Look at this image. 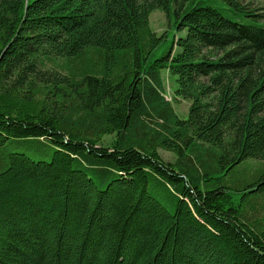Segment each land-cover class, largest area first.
Returning a JSON list of instances; mask_svg holds the SVG:
<instances>
[{
    "label": "trees",
    "instance_id": "obj_1",
    "mask_svg": "<svg viewBox=\"0 0 264 264\" xmlns=\"http://www.w3.org/2000/svg\"><path fill=\"white\" fill-rule=\"evenodd\" d=\"M260 2L0 0V264H264Z\"/></svg>",
    "mask_w": 264,
    "mask_h": 264
},
{
    "label": "rangeland",
    "instance_id": "obj_2",
    "mask_svg": "<svg viewBox=\"0 0 264 264\" xmlns=\"http://www.w3.org/2000/svg\"><path fill=\"white\" fill-rule=\"evenodd\" d=\"M256 4H257L256 7H260L264 3L260 2ZM150 28L153 32L157 33L159 36L167 33L169 35V41L171 40L173 35L176 34L174 32L173 27L169 26L168 19L165 13L160 12V11H155L154 13L151 14ZM177 37H179L178 34H176V38ZM169 41L167 42L165 47L159 51L156 57L160 56L162 53L167 52L169 50V47H170ZM162 78H163V84L165 87L166 97L168 101L171 102V104L173 105V108L176 114H178L180 118L186 119L188 115V110L190 108V104L187 101L183 100L182 98L175 97L176 81L174 77L170 76L168 72H163ZM109 140L110 139L106 140L107 146L109 145ZM43 151H44L43 155L40 153H36V156L40 157V160H43L45 162H50L51 157L54 153L53 150L50 147H44ZM28 153H31V152L28 151ZM160 155L166 162L174 163L176 161V157L172 153H168V152H164L160 150ZM260 169H261L260 161H256L252 159L247 160L242 165L238 166L237 168L232 170V172L227 173L226 176L223 177L222 179L223 185L229 188L228 191L230 193L236 194L238 186H240L238 183H242V184L252 183L261 174L262 170L260 171ZM224 172L225 170H223L222 173ZM235 199L236 197L233 198L232 203L236 202ZM254 204L256 205V209L260 211V213L264 214V198H260ZM262 208H263V211H262Z\"/></svg>",
    "mask_w": 264,
    "mask_h": 264
}]
</instances>
